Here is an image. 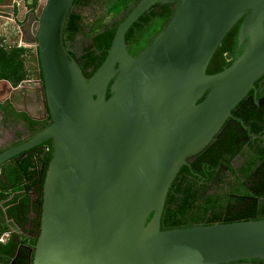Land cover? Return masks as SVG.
<instances>
[{
	"label": "water",
	"instance_id": "water-1",
	"mask_svg": "<svg viewBox=\"0 0 264 264\" xmlns=\"http://www.w3.org/2000/svg\"><path fill=\"white\" fill-rule=\"evenodd\" d=\"M159 1L176 3L173 16L132 56L125 35ZM73 2L46 0L30 15L49 124L0 152L2 176L19 154L52 143L30 264L264 260V220L161 230L168 190L181 169L256 93L264 74V0H141L116 27L103 64L90 78L63 41ZM241 20L242 53L208 73ZM25 84L10 88L11 94Z\"/></svg>",
	"mask_w": 264,
	"mask_h": 264
},
{
	"label": "trees",
	"instance_id": "trees-1",
	"mask_svg": "<svg viewBox=\"0 0 264 264\" xmlns=\"http://www.w3.org/2000/svg\"><path fill=\"white\" fill-rule=\"evenodd\" d=\"M140 1L105 0L103 16L109 17L110 21L105 22L97 18L94 22L86 24L81 11L90 6L94 0H74L63 28V41L67 47L76 42L78 35L84 34L89 39L80 55L71 53L87 78H90L103 64L116 27ZM175 6L176 3L173 1H159L130 28L125 35V42L132 56L138 55L150 45L167 26ZM32 7H36V3H33ZM241 22L242 20L222 41L208 65V73H215L228 67L242 53L243 49L237 50ZM24 52V49L7 51L0 48V80L11 81L17 87L25 79V60L22 57ZM257 83L258 81L256 85ZM246 101L247 99L243 100L232 112L243 107V110L236 114L242 120L241 125L254 122L249 115L244 118L247 114ZM231 123L230 119L215 140L195 156V159L189 160V166H184L177 175L165 201L161 218L162 231L264 220V177L262 178L264 141L262 148L257 150V158H246L238 161L235 166L229 164L228 151L242 154V146L238 144L241 138L240 128L237 127V131H233L230 128ZM253 131L258 134L256 129ZM262 132H264V120ZM223 162L226 163L225 166L230 173L224 168L219 172L218 169ZM31 163L32 161L25 158L21 159L18 165L29 167ZM10 180L14 181V178ZM213 187L214 194H211ZM21 189L23 187L16 188V190ZM6 200V197L0 196V204ZM17 200L19 197L9 203L11 208L7 215L9 219L16 220L24 230H27L28 223L33 222L32 229L27 230L33 235L24 243L33 248L39 236V231L36 233V230L40 228V206L36 205L34 210L38 216L37 220H31L29 198L25 197L20 205L16 204ZM3 217L4 214L0 211V219L2 220ZM2 233L0 232V237ZM32 259L31 250L21 245L16 234H12L5 243L0 241V264H30ZM252 261L258 264L264 262V260Z\"/></svg>",
	"mask_w": 264,
	"mask_h": 264
},
{
	"label": "flooded vegetation",
	"instance_id": "flooded-vegetation-1",
	"mask_svg": "<svg viewBox=\"0 0 264 264\" xmlns=\"http://www.w3.org/2000/svg\"><path fill=\"white\" fill-rule=\"evenodd\" d=\"M244 46L238 44L237 50L243 49ZM71 51V46H67ZM24 87H29L30 89H25L22 92L15 93L11 95L8 99L10 102H6L4 106L9 109L12 106L9 103H12L16 110H19V113L25 112L30 117V121H25L20 115L17 116H7L5 118L4 124L2 126V132L0 135L1 143L5 141V144L0 147V151L4 152L10 148L21 145L24 142H21L22 135L32 136L33 132L37 133L45 128L49 124V118L47 116L44 118L45 112L40 94V85L38 81H34L31 84L24 85ZM253 92V91H252ZM251 99H247L245 105L247 107V114L244 116H251L254 122H248L247 125L243 123L241 125L240 118L236 114L240 113L243 110L237 109L232 113L231 129L237 131V127L240 128L241 138L238 141V144L242 146V154H235L233 151H228L227 161L229 164L232 163L233 166L236 165L238 161H243L248 158H257V150L262 148L264 141V132H262L263 120H264V74L258 79L256 85V93L253 92ZM244 105V106H245ZM14 108V109H15ZM243 118V119H244ZM38 122V123H37ZM253 129L258 131V134H255ZM220 138V137H219ZM258 140V141H257ZM219 143V141H217ZM261 144V145H260ZM51 141H46L40 144L37 147H34L30 152H23L17 157L21 159H28L32 161L29 167L19 166L18 162L21 160L14 161V164L6 167L4 173L0 176V196L7 198V203H10L19 197L17 200V205H20L25 197L29 198L30 203V216L29 219L37 220L38 216L35 213V206H40L42 202V184L45 178V173L48 168V163L50 161V154L52 149ZM39 147H46L45 150L38 149ZM37 149V150H36ZM35 151V152H34ZM24 154L27 156L23 157ZM244 155V157H241ZM195 159V158H194ZM194 161V160H193ZM226 163H221L219 167V172L224 168L228 173L230 171L225 166ZM258 174L257 171H255ZM264 175L262 176V178ZM14 178V181L10 179ZM17 181V183H16ZM16 183V184H15ZM17 187H23V192L21 190H16ZM5 201V202H6ZM4 202V201H3ZM32 223H28L26 229H32ZM13 230V231H12ZM24 230L23 227L13 219H9L6 215L3 219H0V232H3L1 235L4 236L5 233L16 234L19 237V241L23 247H28L31 250L33 255V249L31 245L24 244L28 241L33 233ZM40 232V228L36 230V233ZM8 237V236H6ZM8 238L3 243L7 242ZM235 264H258L253 261H242ZM264 264V262L262 263Z\"/></svg>",
	"mask_w": 264,
	"mask_h": 264
},
{
	"label": "crops",
	"instance_id": "crops-1",
	"mask_svg": "<svg viewBox=\"0 0 264 264\" xmlns=\"http://www.w3.org/2000/svg\"><path fill=\"white\" fill-rule=\"evenodd\" d=\"M9 0H1L0 3H7ZM32 17L29 14H25L24 10L22 8V11L20 12V17L18 18V21L20 23H22L23 25V29H24V35H25V39H26V44L23 47H18L17 43L15 44L14 41H17V36L16 34H12L9 37L5 35V31L2 29L0 30V48H4L7 51L13 50V49H26V51L24 52V54L22 55L23 59L25 60V79L19 84L16 85L11 82L8 81L6 79L0 80V135L2 132V126L4 124L5 118H7V116H17L20 115L23 120L25 121H30V117L28 116V114H26L25 112H23L22 114L19 113V110L14 107V105L12 103V106H10L9 109H7L4 104L6 102H10L8 101V99L11 97V89H16L19 88L20 85L22 83H28L31 84L34 81H39L40 79V75H41V71H40V66H39V60H38V52H37V48L34 46L33 41H32V35L28 34L27 30L29 28V26L31 25L32 22ZM31 64V67L29 66ZM8 82L9 84L5 83ZM25 84V85H28ZM26 90L30 89L29 87H24ZM15 108V109H14ZM32 121V120H31ZM38 123V122H37ZM30 136L29 135H22L21 137V142H25L26 140H28ZM5 144V141L1 143L0 141V147H2V145ZM2 152V151H0ZM23 192V189H22ZM11 208V206H9V203L6 202H2L0 204V211H2V213L8 217L7 212L8 210ZM13 231V230H12Z\"/></svg>",
	"mask_w": 264,
	"mask_h": 264
},
{
	"label": "built area",
	"instance_id": "built-area-1",
	"mask_svg": "<svg viewBox=\"0 0 264 264\" xmlns=\"http://www.w3.org/2000/svg\"><path fill=\"white\" fill-rule=\"evenodd\" d=\"M46 0H32L30 3H27L26 0H9L7 3H0V30L5 31L6 36L16 34L18 47H23L26 44V39L24 35V29L22 23L18 21L20 17V12L22 8L25 14L34 15L38 11V7L43 4ZM33 3H36V7H32ZM36 20H32L31 25L29 26L27 32L32 35V31L36 28ZM10 236L9 233H5L4 236L0 237V241H4L7 237Z\"/></svg>",
	"mask_w": 264,
	"mask_h": 264
},
{
	"label": "rangeland",
	"instance_id": "rangeland-1",
	"mask_svg": "<svg viewBox=\"0 0 264 264\" xmlns=\"http://www.w3.org/2000/svg\"><path fill=\"white\" fill-rule=\"evenodd\" d=\"M27 3H30L32 0H26ZM104 1L105 0H94V2L91 3L90 6L82 9L81 13L83 17L85 18L86 24H90L91 22H94L97 18L103 19L105 22H109V17H104ZM89 42V39L84 35H78L76 37V42L71 46V50L73 51V54L80 55L83 47L86 46V44ZM26 51V49H24ZM31 67V64L29 65ZM222 187V186H220ZM220 189V188H219ZM215 188H212L211 194H214Z\"/></svg>",
	"mask_w": 264,
	"mask_h": 264
}]
</instances>
